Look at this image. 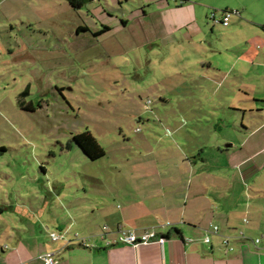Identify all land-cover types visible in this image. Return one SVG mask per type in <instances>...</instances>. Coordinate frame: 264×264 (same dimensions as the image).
Segmentation results:
<instances>
[{
  "label": "rangeland",
  "instance_id": "obj_1",
  "mask_svg": "<svg viewBox=\"0 0 264 264\" xmlns=\"http://www.w3.org/2000/svg\"><path fill=\"white\" fill-rule=\"evenodd\" d=\"M209 1L201 45L165 36L162 1L0 0V239L19 221L101 225V208H124L137 185L159 176L157 165L192 155L220 165L215 131L239 126L238 108L252 98L216 92L202 76L214 74L202 65L219 56L213 48L239 40L218 22L222 0ZM83 130L103 156L90 159L73 142Z\"/></svg>",
  "mask_w": 264,
  "mask_h": 264
},
{
  "label": "crops",
  "instance_id": "obj_2",
  "mask_svg": "<svg viewBox=\"0 0 264 264\" xmlns=\"http://www.w3.org/2000/svg\"><path fill=\"white\" fill-rule=\"evenodd\" d=\"M155 1H162L156 10L167 38L199 39L202 45L199 14L204 11V0ZM213 4L206 0L205 5ZM220 6L238 11L224 26L239 40H229L222 47L223 55L218 47L213 48L219 56L202 65L214 74L202 76L214 84L216 92L238 90L252 98L238 108L243 112L239 126L226 124L222 131L223 126L217 124L215 132L222 142L210 147L222 164L198 163L192 155L187 162L182 158L181 165H157L159 176L137 185L143 186L141 192L134 190L124 208L115 214L109 212L110 206L108 211L101 208L106 238L114 239L115 228L122 225L153 230L164 241L106 244L98 236L103 224L81 231L75 227L76 220L54 227L19 221L8 239H0L4 241L0 264H42L37 255L46 252L53 254V264H264V0H222ZM175 32L183 38H175ZM230 78L241 80L237 89ZM210 225H216L217 232H209L210 241L205 242ZM51 232L63 236L51 240ZM75 232L89 236L92 245H82L74 238ZM239 232L245 237H236ZM222 235L232 237L230 249ZM255 237L260 242L254 245Z\"/></svg>",
  "mask_w": 264,
  "mask_h": 264
},
{
  "label": "built area",
  "instance_id": "obj_3",
  "mask_svg": "<svg viewBox=\"0 0 264 264\" xmlns=\"http://www.w3.org/2000/svg\"><path fill=\"white\" fill-rule=\"evenodd\" d=\"M238 13L237 10H223V15H221L219 23H222L223 25H226L229 20V16L231 14ZM214 15L215 12H212L210 15V18L214 20ZM207 233L204 236V241L209 242L210 241V235L209 232L211 233H216L217 232V226L216 225H210L209 228L206 229ZM106 232H107V225H102L101 226V231L98 234V236L102 239H105L106 244H115V243H128L129 245L136 246L140 243H149V242H158L161 243L164 241V238L162 236H158L155 231L142 228V229H136L130 226H122L119 225L115 228L114 232L116 233V237L113 238H106ZM62 234H58L56 232H51L50 233V239L51 240H56L57 238L62 237ZM236 237H245L242 232H239ZM74 238L81 242L82 245L84 246H90L92 243L89 242L90 237L89 236H83L79 235L77 232L74 233ZM232 237H229L227 235H222V241L223 244L227 246V249H230L231 247L229 246V241ZM254 245L260 242V237H255L253 239ZM68 243V241H67ZM52 253H41L38 254L37 257L41 260L42 264H53L54 259L52 257Z\"/></svg>",
  "mask_w": 264,
  "mask_h": 264
},
{
  "label": "trees",
  "instance_id": "obj_4",
  "mask_svg": "<svg viewBox=\"0 0 264 264\" xmlns=\"http://www.w3.org/2000/svg\"><path fill=\"white\" fill-rule=\"evenodd\" d=\"M68 3L73 8L81 7L86 2H89L91 0H67ZM227 10V9H224ZM82 27H79L80 29ZM109 27L104 26L103 28H100L97 33L104 32ZM96 33V34H97ZM31 109V108H30ZM73 142L79 146V148L83 151V153L89 157L90 159L100 158L104 155L103 148L99 145L98 140L87 130H83L81 132L76 133L73 137Z\"/></svg>",
  "mask_w": 264,
  "mask_h": 264
}]
</instances>
